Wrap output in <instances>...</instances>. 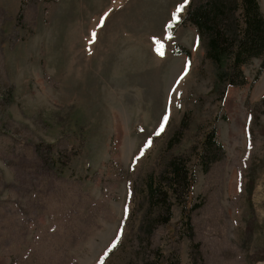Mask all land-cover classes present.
I'll return each mask as SVG.
<instances>
[{"label":"rangeland","instance_id":"obj_1","mask_svg":"<svg viewBox=\"0 0 264 264\" xmlns=\"http://www.w3.org/2000/svg\"><path fill=\"white\" fill-rule=\"evenodd\" d=\"M190 1L177 20L184 0H0V264H264L261 61L220 98ZM172 156L190 225L172 195L148 242L146 178Z\"/></svg>","mask_w":264,"mask_h":264},{"label":"trees","instance_id":"obj_2","mask_svg":"<svg viewBox=\"0 0 264 264\" xmlns=\"http://www.w3.org/2000/svg\"><path fill=\"white\" fill-rule=\"evenodd\" d=\"M185 16V22L197 29L205 58L214 68L215 91L220 98L225 97L230 87L247 83L244 67L253 60L261 61L256 79L264 72V13L259 0H191ZM178 134L179 129L173 134L170 146ZM222 148L216 140V131L211 130L201 139V145L193 148L192 156L207 168L208 157ZM74 155L75 152H63L58 160L47 164L62 173ZM188 158L172 156L160 175L151 172L147 176L148 209L139 226L141 239L149 242L155 226L171 220L172 195L177 201L186 202L184 222L190 225L188 202L195 175L188 166Z\"/></svg>","mask_w":264,"mask_h":264},{"label":"snow or ice","instance_id":"obj_3","mask_svg":"<svg viewBox=\"0 0 264 264\" xmlns=\"http://www.w3.org/2000/svg\"><path fill=\"white\" fill-rule=\"evenodd\" d=\"M187 2H188V0H184V3L181 4V5H179V6L177 7L176 12L173 14V18H174V19L179 20V14H180V12H182V10H183V8L186 6ZM94 35H95V33H93V36H94ZM169 39H172V36H171V35H169ZM156 43L159 44L160 41L157 40ZM161 47H163V45H161ZM158 51H159V49H158ZM160 54L163 55V52H160ZM185 74H186V73H185ZM182 75H183V74H182ZM181 78H182V77H181ZM167 119H168V115L166 114V115L163 117L164 122H166ZM162 127H163V125L161 126V130H162ZM157 134H159V133H157ZM148 143H150V141H149ZM134 159H135V158H134Z\"/></svg>","mask_w":264,"mask_h":264}]
</instances>
